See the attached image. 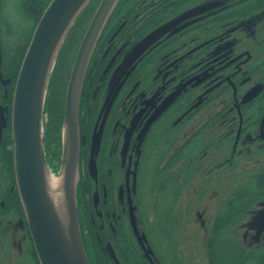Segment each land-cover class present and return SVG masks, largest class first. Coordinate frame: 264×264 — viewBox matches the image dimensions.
Segmentation results:
<instances>
[{"label": "flooded vegetation", "instance_id": "flooded-vegetation-1", "mask_svg": "<svg viewBox=\"0 0 264 264\" xmlns=\"http://www.w3.org/2000/svg\"><path fill=\"white\" fill-rule=\"evenodd\" d=\"M50 1L0 0V264H40L11 126L34 28L14 30L11 12L36 26ZM169 24L117 81L131 49ZM79 137L80 216L97 264H264V0H126L87 66Z\"/></svg>", "mask_w": 264, "mask_h": 264}, {"label": "water", "instance_id": "water-1", "mask_svg": "<svg viewBox=\"0 0 264 264\" xmlns=\"http://www.w3.org/2000/svg\"><path fill=\"white\" fill-rule=\"evenodd\" d=\"M91 1H50L33 32L14 87L15 182L40 264H92L79 218L80 97L91 56L119 0H100L76 53L64 96L60 159L55 171L46 159L44 122L48 86L59 52ZM172 25L149 34L132 48L115 74L117 81L129 74L141 54ZM98 139L94 134L92 156ZM50 176L59 181L57 198L51 192Z\"/></svg>", "mask_w": 264, "mask_h": 264}, {"label": "trees", "instance_id": "trees-1", "mask_svg": "<svg viewBox=\"0 0 264 264\" xmlns=\"http://www.w3.org/2000/svg\"><path fill=\"white\" fill-rule=\"evenodd\" d=\"M97 0H94L90 5L86 7V9L81 13V15L78 17V19L75 21L73 27L71 28L70 32L68 33L64 44L60 50L56 68L53 73L52 80L49 84V91H48V98L45 106V113L47 115V124H46V156L47 161L53 167L54 170L58 168L59 165V159H60V130H61V124H62V117H63V102H64V81L61 83V80H64V71L67 72V65L69 63H72L71 57L65 58V53L67 52L68 48L72 44L73 35L79 31V35L84 32L85 29V23L87 20L89 21L96 5ZM126 0H119L118 4L116 5L113 13L111 14L104 31L100 37L102 38L104 32L106 31L107 27L111 23L112 19L116 16V14L121 10V8L124 6ZM79 36V37H80ZM65 58V60H64ZM71 61V62H70ZM71 66V64H70ZM60 71V75L58 71ZM64 73V75H63ZM59 75V78H58ZM58 78V79H57ZM67 78V77H66ZM78 198L81 202V178H79V184H78ZM81 207V205H80ZM80 211V210H79ZM83 231V227H82ZM83 237L87 245L88 253L90 256V260L92 264H97L95 262L94 254L92 257L90 249L92 246L90 245L88 239H86V236L83 232ZM90 247V248H89ZM101 264V263H99Z\"/></svg>", "mask_w": 264, "mask_h": 264}, {"label": "rangeland", "instance_id": "rangeland-1", "mask_svg": "<svg viewBox=\"0 0 264 264\" xmlns=\"http://www.w3.org/2000/svg\"><path fill=\"white\" fill-rule=\"evenodd\" d=\"M12 14V18H13V24L15 25V27H14V30H16V29H20L19 27H20V25H22L23 27H25V28H28V31H33V28L35 29V27L36 26H34V24H35V20L32 18V16H28V15H26L25 13H20V12H18V11H14V10H12V12H11ZM22 20H24V21H22ZM12 44L13 43H10V44H7V46H9L10 48H11V46H12ZM66 57H69V55H65V58ZM65 58H64V60H65ZM74 60V59H73ZM71 61H72V59H71ZM70 61V62H71ZM70 64L71 63H69L68 65H67V72L68 73H66L65 71H64V73H65V75H64V73H63V75H64V80H61V83L64 81V83H63V85L65 84V86H64V96H65V91H66V85H67V82H68V75H69V70L71 69V67H70ZM60 71L61 70H59L58 71V73H59V75H60ZM59 75H58V78H59ZM67 77V78H66ZM57 78V79H58ZM47 121H48V119H47V115L45 114V117H44V122H46L47 123ZM152 151L153 150H151L150 151V154H152ZM150 172H151V169H150ZM150 172H148V174L146 175V177L145 178H143V183H142V185H143V191H142V194H143V196H144V198L145 199H147V201H148V197H149V189H150V184H151V182L154 180V173H153V171H152V173H150ZM54 177H57V176H54ZM147 205V204H146ZM147 207H148V209H150V207L147 205ZM151 210V209H150ZM149 210V215H150V218H151V220L150 221H153V223H154V225H155V227L156 228H158V226H159V222H160V220H159V217L158 216H156L155 218H152V215H151V211ZM159 240L160 241H162V245H161V248H162V251L169 257V255L171 256V250H170V248L169 247H167L166 246V240H165V237L164 236H161V235H159ZM255 238H256V236H254ZM256 240H258V239H256Z\"/></svg>", "mask_w": 264, "mask_h": 264}, {"label": "bare ground", "instance_id": "bare-ground-1", "mask_svg": "<svg viewBox=\"0 0 264 264\" xmlns=\"http://www.w3.org/2000/svg\"><path fill=\"white\" fill-rule=\"evenodd\" d=\"M58 182H59L58 179H55L52 176L49 177L51 192H52L53 196H55V198L59 197V193L57 192L58 191Z\"/></svg>", "mask_w": 264, "mask_h": 264}]
</instances>
